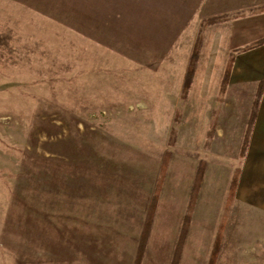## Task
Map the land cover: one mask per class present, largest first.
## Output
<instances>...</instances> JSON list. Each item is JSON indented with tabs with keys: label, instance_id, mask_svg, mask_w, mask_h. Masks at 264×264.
<instances>
[{
	"label": "rangeland",
	"instance_id": "obj_1",
	"mask_svg": "<svg viewBox=\"0 0 264 264\" xmlns=\"http://www.w3.org/2000/svg\"><path fill=\"white\" fill-rule=\"evenodd\" d=\"M202 1L0 0V264H134L166 158L142 264H264Z\"/></svg>",
	"mask_w": 264,
	"mask_h": 264
},
{
	"label": "crops",
	"instance_id": "obj_2",
	"mask_svg": "<svg viewBox=\"0 0 264 264\" xmlns=\"http://www.w3.org/2000/svg\"><path fill=\"white\" fill-rule=\"evenodd\" d=\"M263 9L264 0H203L198 12L201 23L232 17L209 25L206 37L208 41L211 39L210 34L214 33L216 50H223V55L235 58L223 101L228 104L231 99L235 106L231 129L237 132L235 144L240 149L248 130L259 84L264 81ZM244 163L238 191L248 176V199L256 200L264 207V93L259 101Z\"/></svg>",
	"mask_w": 264,
	"mask_h": 264
},
{
	"label": "trees",
	"instance_id": "obj_3",
	"mask_svg": "<svg viewBox=\"0 0 264 264\" xmlns=\"http://www.w3.org/2000/svg\"><path fill=\"white\" fill-rule=\"evenodd\" d=\"M261 11H264V9L261 10ZM233 17H235V16H233ZM231 18L232 17H223V18H219V19L207 20V21H205L203 23V26L207 27L209 25L215 24L217 22L226 21V20H229ZM201 40H202V38H201ZM197 57H198V51H195L193 56H192L191 64H190L189 69H188V80H187V83L185 84V90H187L189 88V84L191 83L193 72H194L195 66H196ZM234 59H235L234 56L230 57V59L228 61V64H227V67H226V70H225V73H224L223 81H222L221 88H220V93L223 94V95L226 92L227 86L229 85V82H230V77H231L232 68H233V64H234ZM263 93H264V81H261L260 84H259L258 91H257V97H256V100H255L254 105H253V110H252L251 118H250V121H249L248 130H247V133H246V136H245V140H244V143H243V146H242V150H241V157L242 158L245 157V153L247 152V149H248V146H249L251 130H252V127H253V124H254V121H255V117H256V114H257L259 101H260ZM219 99H222V98H219ZM210 135H212V132H210ZM167 164H168V158H166L164 160V163H163V166H162L163 168H162V172H161V178H160V181H159L158 189L156 191L157 193L153 197L150 209L148 211L146 224H145V227H144V230H143V234L141 236V241H140V244H139V247H138V251H137V255H136L134 264H142L144 256H145V251H146V247H147V244H148L149 235H150V232H151V229H152L155 213H156V210H157L158 195H159L158 192L160 191L162 183H163V179H164V176H165V173H166ZM205 168H206V164L204 162L201 163V165L199 167V170H198V173H197V176H196L195 185H194V188H193L191 207L194 204V200L197 197L198 190L200 188V185H201L203 177H204ZM238 173H240V172L238 171L236 173V175L234 177V180L232 182L231 189H230L229 198H228V205L229 206L232 203V201L234 200L235 195H236V191H237V188H238V181H239ZM190 221H191L190 220V216L187 215L185 217L184 226H183V228L181 230V235H180V239H179V243H178V248H177L176 255L174 257L173 264H179V262H180V257L182 255V250H183V247H184V244H185V240L187 239L188 232H189ZM224 224H225V222L222 223V227L220 229V232L217 235L210 264H215L216 263L218 253H219L220 248H221Z\"/></svg>",
	"mask_w": 264,
	"mask_h": 264
},
{
	"label": "bare ground",
	"instance_id": "obj_4",
	"mask_svg": "<svg viewBox=\"0 0 264 264\" xmlns=\"http://www.w3.org/2000/svg\"><path fill=\"white\" fill-rule=\"evenodd\" d=\"M248 183H249V179H248Z\"/></svg>",
	"mask_w": 264,
	"mask_h": 264
}]
</instances>
